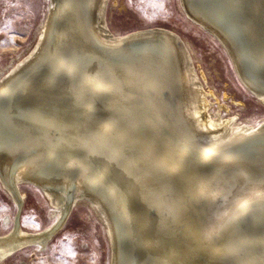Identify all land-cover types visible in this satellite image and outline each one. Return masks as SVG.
<instances>
[{
    "label": "bare ground",
    "instance_id": "6f19581e",
    "mask_svg": "<svg viewBox=\"0 0 264 264\" xmlns=\"http://www.w3.org/2000/svg\"><path fill=\"white\" fill-rule=\"evenodd\" d=\"M107 1L49 0L34 44L0 75V182L17 207L26 181L55 208L38 230L12 219L0 264L45 248L79 202L104 225L110 264H264V119L210 110L184 40L112 32ZM182 2L223 24L264 102V0Z\"/></svg>",
    "mask_w": 264,
    "mask_h": 264
},
{
    "label": "rangeland",
    "instance_id": "374dc122",
    "mask_svg": "<svg viewBox=\"0 0 264 264\" xmlns=\"http://www.w3.org/2000/svg\"><path fill=\"white\" fill-rule=\"evenodd\" d=\"M49 0H0V75L26 54L46 20ZM104 19L112 32L161 26L176 32L187 45L192 64L204 89L210 90V110L221 104L223 116L257 124L264 119V102L238 78L219 42L193 23L180 0H108ZM24 197L19 222L24 229L38 230L55 220L46 194L31 182H20ZM18 207L0 182V233L10 230ZM9 218L7 225L3 223ZM109 244L99 216L87 202L76 203L63 226L45 248L28 246L3 264H110Z\"/></svg>",
    "mask_w": 264,
    "mask_h": 264
},
{
    "label": "water",
    "instance_id": "95a60500",
    "mask_svg": "<svg viewBox=\"0 0 264 264\" xmlns=\"http://www.w3.org/2000/svg\"><path fill=\"white\" fill-rule=\"evenodd\" d=\"M180 3L184 9V13L185 15L193 22L195 23L196 25H198L200 28H202L205 32L209 33L211 36H213L218 42L219 44L222 46V48L227 52L232 64H233V67H234V70L238 76V78L240 79V81L242 82V84L248 89L250 90L251 92H253L255 94V92L253 90H260V85L258 84L259 82L256 81V79H253L252 78V66L249 64L246 65L244 62H241L239 56L237 57L236 55L238 54L237 53V46L235 44H232L231 40L228 38V35L225 34V31L224 30H227L226 28H224L222 25V23L214 20L213 18L211 17H208V16H204L200 13H198L196 10H193L192 8H188L187 5H184L182 0H180ZM186 6V7H185ZM238 16L235 17L236 20ZM230 16L227 17V19H229ZM228 21V20H227ZM232 22V20H231ZM235 22V21H234ZM229 23V22H228ZM207 26H210L211 28H214L218 34H220L225 40L226 42L229 44L230 48L234 51V55L237 59V63H238V66H239V70H240V73L237 71L236 69V66L234 64V61H233V58L231 56V54L229 53V51L227 50V48L225 47V45L223 44V42L221 41V39L214 33L212 32L211 30H209ZM227 27V26H226ZM237 36V34H235ZM174 36H176L178 38V40L182 43L183 47L185 48V45L184 43L181 41V39L179 38V36L177 34H174ZM238 37V36H237ZM239 40V38H238ZM236 41V40H235ZM242 43V42H240ZM238 45V44H237ZM239 47V46H238ZM263 67H264V64H262ZM250 68L252 70H250ZM256 71V70H255ZM74 206V205H73ZM72 206V207H73ZM72 207L70 208V210L72 209ZM69 210V212H70ZM19 211H20V207H18L17 209V212H16V218L19 219ZM69 212L67 213L66 217L64 218V220L59 223L56 228L54 229V232L51 234V237L54 236L56 234V232L63 226Z\"/></svg>",
    "mask_w": 264,
    "mask_h": 264
}]
</instances>
